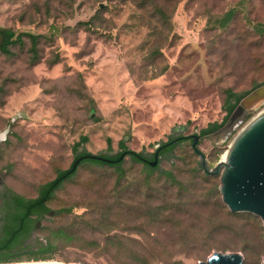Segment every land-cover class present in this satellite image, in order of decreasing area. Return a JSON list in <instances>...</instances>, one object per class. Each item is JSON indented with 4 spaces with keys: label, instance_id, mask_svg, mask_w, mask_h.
I'll list each match as a JSON object with an SVG mask.
<instances>
[{
    "label": "rangeland",
    "instance_id": "1",
    "mask_svg": "<svg viewBox=\"0 0 264 264\" xmlns=\"http://www.w3.org/2000/svg\"><path fill=\"white\" fill-rule=\"evenodd\" d=\"M0 28L37 37L0 51V132L9 125L0 237L1 197H35L69 165L80 135L78 151L113 154L122 139L149 155L180 130L221 122L227 90L264 83V0H0ZM257 105L227 136H201L209 166ZM219 183L198 167L189 139L150 173L129 157L119 171L83 163L46 202L51 212L17 245L20 254L0 264H197L214 251L261 264V218L229 210ZM150 207L165 221L148 223ZM103 215L110 219L97 223Z\"/></svg>",
    "mask_w": 264,
    "mask_h": 264
},
{
    "label": "water",
    "instance_id": "2",
    "mask_svg": "<svg viewBox=\"0 0 264 264\" xmlns=\"http://www.w3.org/2000/svg\"><path fill=\"white\" fill-rule=\"evenodd\" d=\"M2 42L3 35L0 33V45ZM262 103H264V83L241 97L225 124L212 134L221 137L227 136L247 115V109ZM8 126L0 132V135H3L0 141L5 138ZM188 136L192 138L191 147L197 154V165L205 173L219 174L218 189L222 201L229 210L251 212L261 218L264 227V107L234 134L226 150L212 166H209L205 154L197 146L200 135L192 133ZM99 158L103 157L99 156ZM144 160L147 165L156 166L158 162L157 150L151 159ZM74 166L75 164L72 168ZM262 237L264 240V233ZM242 259L243 256L239 252L214 251L197 264H241ZM261 264H264V255Z\"/></svg>",
    "mask_w": 264,
    "mask_h": 264
},
{
    "label": "trees",
    "instance_id": "3",
    "mask_svg": "<svg viewBox=\"0 0 264 264\" xmlns=\"http://www.w3.org/2000/svg\"><path fill=\"white\" fill-rule=\"evenodd\" d=\"M101 8V7H100ZM156 12L158 13L159 17L161 18V22L166 23L168 18L166 16L165 11L159 7L158 5L155 6ZM81 25H88L91 26L90 20L86 22H79ZM0 33L3 35V42L0 45V51L4 53H10L9 46L15 45L21 42L23 35H28L32 39V45L35 44L37 37L31 34H25L23 32L15 33L13 30L8 28H0ZM258 85H255L256 87ZM248 91L244 92H233L231 90L226 91V105L227 111L226 115L224 116L221 122H210L205 127L201 128L200 133L202 136L209 135L215 132L219 127L223 125L226 121L227 116L231 113L234 109L236 104L239 102L241 97L247 94ZM188 139V136L181 137L176 141H172L168 138L166 141H162L159 145L155 148L158 150L159 159L156 166H149L144 162V157L149 156L152 158L154 153L151 152L149 155L143 153V151H136L130 149L124 145V141L122 139L118 140L119 149L113 154H105V153H93L85 149H81L78 151L79 145L87 141L86 135H80L79 139L74 142L72 149H73V157L69 165L64 169H59L53 178L49 179L48 181L44 182L38 189V192L35 197L32 198H24L21 195H13L14 197L6 203L5 207V214L4 222L2 224L1 230V237H0V261H6L11 259L12 257H16L20 254V251L16 250L18 244L26 239L30 234L31 231L36 226L38 218L48 210V206L46 202L52 197L54 192L59 189L63 183L74 176L77 172L78 166L83 163L104 166L106 168H112L113 170H121L122 164L124 163L126 157H129L130 160L134 162L142 163L143 166L146 168L147 172L150 173L158 167L161 155L173 151V149L180 144L182 141ZM199 141V140H198ZM110 138H107V143L109 147ZM191 142V141H190ZM198 146V143H197ZM194 151V150H193ZM195 153V152H194ZM196 154V153H195ZM197 155V154H196ZM99 156L103 158H99ZM105 158V159H104ZM78 159V160H77ZM77 160V162H76ZM76 162V163H75ZM75 164L74 168L72 166ZM199 167V166H198ZM200 168V167H199ZM201 169V168H200ZM204 172V171H203ZM205 173V172H204ZM208 174V173H205ZM216 175V174H210ZM127 204L124 200L119 202L118 212L121 213V206ZM120 209V210H119ZM122 210H129L128 208H124ZM146 211V215L149 219L150 224H156L164 222L165 220L160 218V212L158 208L144 209ZM35 215H37L35 217ZM106 219H110L105 217L104 215L100 220H96L97 223L105 222ZM112 221V220H111ZM112 223V222H109ZM105 224H108L105 223ZM45 250V247L38 249L37 251H29L28 254H38Z\"/></svg>",
    "mask_w": 264,
    "mask_h": 264
},
{
    "label": "flooded vegetation",
    "instance_id": "4",
    "mask_svg": "<svg viewBox=\"0 0 264 264\" xmlns=\"http://www.w3.org/2000/svg\"><path fill=\"white\" fill-rule=\"evenodd\" d=\"M181 132H182V131L180 130L179 132L175 133L174 135L169 136L168 138H170L172 141H176L177 139H180L181 137L188 136V135H184V134H182ZM198 134L200 135V138H201V136H202L201 133L199 132ZM200 138H199V139H200ZM188 139H189L190 141L192 140V138L189 137V136H188ZM199 139H198V140H199ZM165 141H166V140H165ZM0 142H1V141H0ZM154 152H155V151H154ZM157 152H158V150H157ZM144 159H151V158H150L149 156H146V157H144ZM158 159H159V155H158ZM144 162H145V160H144ZM1 198H2V200H1V201H2L1 203H2V204H1V205H2L3 208H5V207H6V203L8 202V199H9V198H8V196H6V195H3ZM50 212H51V211H50L49 209L46 210L45 213H43V214L40 216V218H42V217H43L45 214H47V213L49 214ZM36 216H37V215H35V217H36ZM36 226H37V223H36Z\"/></svg>",
    "mask_w": 264,
    "mask_h": 264
},
{
    "label": "bare ground",
    "instance_id": "5",
    "mask_svg": "<svg viewBox=\"0 0 264 264\" xmlns=\"http://www.w3.org/2000/svg\"><path fill=\"white\" fill-rule=\"evenodd\" d=\"M2 136H3V135L1 134V135H0V138H2ZM15 264H51V263H49V262H48V263H46V262H45V263H42V262H41V263H39V262H33V263H31V262H30V263L27 262V263H23V262H22V263H15Z\"/></svg>",
    "mask_w": 264,
    "mask_h": 264
}]
</instances>
